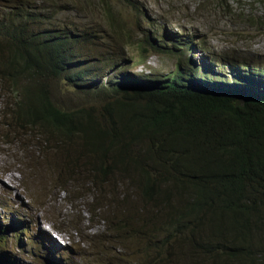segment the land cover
<instances>
[{
    "label": "trees",
    "instance_id": "16d2710c",
    "mask_svg": "<svg viewBox=\"0 0 264 264\" xmlns=\"http://www.w3.org/2000/svg\"><path fill=\"white\" fill-rule=\"evenodd\" d=\"M0 1V104L12 107L0 111V127L4 143L18 145L20 165L37 170L51 156L49 169L70 173L80 199L90 186L121 184L124 205L137 194L162 212L155 222L139 220L152 224L141 225L154 241L151 264H264V66L230 62L239 82L210 81L185 53L184 74L134 73L110 48L115 36L143 56L136 66L147 64L148 48L168 51L149 33L123 31L111 3L98 2L106 21L79 26L59 0ZM55 86L101 100L64 105ZM7 228L0 223V264H15ZM24 232L36 256L32 228ZM39 257L35 264H50Z\"/></svg>",
    "mask_w": 264,
    "mask_h": 264
},
{
    "label": "rangeland",
    "instance_id": "374dc122",
    "mask_svg": "<svg viewBox=\"0 0 264 264\" xmlns=\"http://www.w3.org/2000/svg\"><path fill=\"white\" fill-rule=\"evenodd\" d=\"M59 1L73 8L70 17H76L79 26L106 21L99 17L105 14L98 2L107 1L111 3L107 9L120 16L123 31L129 30L133 36L143 32L153 35L168 53L148 48L147 64L143 66L135 65L143 59L136 48L123 44L122 37L111 39L110 48L131 62L128 69L134 73L162 79L177 72L184 74L185 53L196 64L198 76L210 81L239 82L228 65L230 62L240 67L264 66V0H93L95 10L87 0ZM59 12L53 10L54 17ZM64 14L68 16L70 12L66 10ZM188 35L190 39L182 47L181 42ZM53 91L62 104L75 108L101 100L94 93L68 92L60 86ZM10 108L0 104V111ZM2 133L0 127V176L5 178L4 184L0 182V223L8 227L5 250L14 257L15 264H35V258L41 260L39 255L45 256L50 264H151L154 241L141 225L152 224L139 220L155 222L164 217L162 212L155 211L152 205L143 207L137 194L131 197V191L124 205L123 193L127 188L121 184L112 185L113 189L101 184L96 188L90 186L89 198L82 200L83 190L69 183L70 173L60 175L56 166L49 169L51 156H46V162L39 160L38 172L34 174L37 170L31 171L28 163L20 165L18 145L5 144ZM45 150L46 145L42 144L41 155ZM107 192H111L110 199L92 202ZM107 216L112 222L110 227L105 222ZM27 227L32 228L37 239L34 243L37 257L30 254L31 240L24 232Z\"/></svg>",
    "mask_w": 264,
    "mask_h": 264
},
{
    "label": "bare ground",
    "instance_id": "6f19581e",
    "mask_svg": "<svg viewBox=\"0 0 264 264\" xmlns=\"http://www.w3.org/2000/svg\"><path fill=\"white\" fill-rule=\"evenodd\" d=\"M3 179L5 180V178H2V176H0V182L4 184L5 181H3Z\"/></svg>",
    "mask_w": 264,
    "mask_h": 264
}]
</instances>
